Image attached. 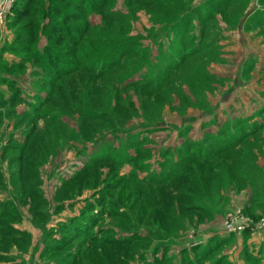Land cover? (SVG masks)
<instances>
[{
    "label": "rangeland",
    "instance_id": "1",
    "mask_svg": "<svg viewBox=\"0 0 264 264\" xmlns=\"http://www.w3.org/2000/svg\"><path fill=\"white\" fill-rule=\"evenodd\" d=\"M263 6L0 0V264L229 250L199 261L264 215Z\"/></svg>",
    "mask_w": 264,
    "mask_h": 264
},
{
    "label": "crops",
    "instance_id": "2",
    "mask_svg": "<svg viewBox=\"0 0 264 264\" xmlns=\"http://www.w3.org/2000/svg\"><path fill=\"white\" fill-rule=\"evenodd\" d=\"M252 189H254L253 186H252ZM238 208L240 207H233L231 210H235ZM197 234H198L197 232L193 231L189 237L194 238L197 236ZM216 236L217 235H213L210 238H214ZM219 236L218 237L220 239H223L219 243H211V244L208 243L207 244L206 242L207 240H203V242H201L202 245L200 246V249H199V252L201 254L200 255L201 258L199 261L201 263L206 262L202 258L203 255H205L206 253H209L212 250L218 249V247L221 244H224L225 247L227 246L229 250H223L222 251L223 253L220 255H217L210 264H258L259 262L261 263L263 261L264 259V229L260 231H254V232L249 231L247 233L233 234V233H229L225 231L222 226V231H219ZM245 238H247V240H245ZM211 240L217 242L219 239L218 240L211 239ZM185 252L189 256H190L189 252H192V254H198V251L192 249L191 246H186L184 249H180L178 252L170 250L171 254L166 257L163 255L165 251L163 250L161 251L159 249L154 250V253L152 254V256L155 257L161 254V256L159 257L160 259H158L161 261L159 264L163 262L162 259L164 258H167L169 261H174L175 264H199L198 262L184 263L181 256L185 254ZM143 253H146V251L145 252L143 251ZM128 258L129 257L127 256V259ZM147 262L148 264H151L150 261H147ZM67 264H79V263L74 261V259H72ZM125 264L127 263L125 262Z\"/></svg>",
    "mask_w": 264,
    "mask_h": 264
},
{
    "label": "built area",
    "instance_id": "3",
    "mask_svg": "<svg viewBox=\"0 0 264 264\" xmlns=\"http://www.w3.org/2000/svg\"><path fill=\"white\" fill-rule=\"evenodd\" d=\"M237 212L227 215L225 221L223 222V229L225 231L233 234H241L246 230L254 232L264 229V215L255 219Z\"/></svg>",
    "mask_w": 264,
    "mask_h": 264
},
{
    "label": "trees",
    "instance_id": "4",
    "mask_svg": "<svg viewBox=\"0 0 264 264\" xmlns=\"http://www.w3.org/2000/svg\"><path fill=\"white\" fill-rule=\"evenodd\" d=\"M253 217L256 218V217H258V216H257V214H254ZM247 232H249V231L246 230V231H244L243 233H247Z\"/></svg>",
    "mask_w": 264,
    "mask_h": 264
}]
</instances>
